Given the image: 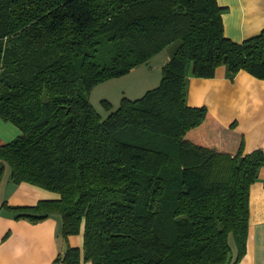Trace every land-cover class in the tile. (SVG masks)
Listing matches in <instances>:
<instances>
[{"label": "trees", "instance_id": "trees-1", "mask_svg": "<svg viewBox=\"0 0 264 264\" xmlns=\"http://www.w3.org/2000/svg\"><path fill=\"white\" fill-rule=\"evenodd\" d=\"M224 10L218 0H0V117L20 130L0 145V183L7 164L14 183L59 194L2 206L34 223L59 214L65 239L83 230V247L56 261L243 257L264 152L245 153L244 140L218 150L221 123L187 100L190 70L211 78L223 65L231 80L240 70L264 80V28L236 42L224 33ZM173 43L160 83L102 118L93 87Z\"/></svg>", "mask_w": 264, "mask_h": 264}, {"label": "crops", "instance_id": "crops-1", "mask_svg": "<svg viewBox=\"0 0 264 264\" xmlns=\"http://www.w3.org/2000/svg\"><path fill=\"white\" fill-rule=\"evenodd\" d=\"M218 3L225 9L222 14L224 33L230 39L241 42L264 28V0H218ZM165 49L151 58L164 53V61L153 65L158 71L171 57L172 51L164 52ZM144 64L148 63L132 70ZM150 81L149 75L141 80L148 86ZM187 100L192 106H206L221 123L216 138L218 150H230L244 140L245 153L256 149L264 152V80L245 70H240L231 80L226 77L223 65L211 78L194 77L190 70ZM232 123L236 124L235 128L230 127ZM19 134L17 126L0 117V145ZM58 197V193L31 183L16 184L4 171L0 183V264H64L56 261L58 255L70 246L83 247L82 229L66 239L62 236L59 214L52 213L34 223L25 218H14V213L2 206L4 202L12 206L34 205L41 199ZM237 264H264V164L258 171L257 180L250 186L246 251Z\"/></svg>", "mask_w": 264, "mask_h": 264}, {"label": "rangeland", "instance_id": "rangeland-1", "mask_svg": "<svg viewBox=\"0 0 264 264\" xmlns=\"http://www.w3.org/2000/svg\"><path fill=\"white\" fill-rule=\"evenodd\" d=\"M177 43H173L168 46L164 52L173 51ZM164 53L157 55L153 59L147 61L148 64L142 65V67H137L123 75L121 77H115L107 81L101 82L93 87L90 92V101L94 109L100 114L102 118L109 115L110 112L116 110L123 97H128L130 99H136L145 94L149 89L156 87L161 80L162 69L158 71L157 68H153L154 63L157 64L160 61H164ZM150 78L149 86L148 84H143L141 80L143 77ZM152 81H155L152 83ZM146 82V81H145ZM103 100H107L111 106V109H107ZM9 166L6 164L5 175L9 177ZM233 245V242L230 240Z\"/></svg>", "mask_w": 264, "mask_h": 264}]
</instances>
